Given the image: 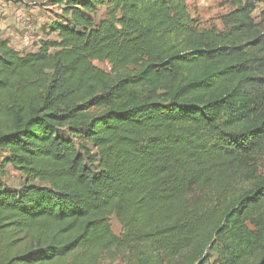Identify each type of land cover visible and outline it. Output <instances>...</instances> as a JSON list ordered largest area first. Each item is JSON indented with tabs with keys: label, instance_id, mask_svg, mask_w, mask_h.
<instances>
[{
	"label": "trees",
	"instance_id": "1",
	"mask_svg": "<svg viewBox=\"0 0 264 264\" xmlns=\"http://www.w3.org/2000/svg\"><path fill=\"white\" fill-rule=\"evenodd\" d=\"M48 1L37 51L0 25V264H264V9Z\"/></svg>",
	"mask_w": 264,
	"mask_h": 264
},
{
	"label": "rangeland",
	"instance_id": "2",
	"mask_svg": "<svg viewBox=\"0 0 264 264\" xmlns=\"http://www.w3.org/2000/svg\"><path fill=\"white\" fill-rule=\"evenodd\" d=\"M188 8L195 17L201 28L222 29L220 16L232 9L225 0H186ZM257 8L254 17L257 22L261 21V12L264 9V0H254ZM61 10L50 4L48 0H0V25L3 36L10 40L11 46L21 53L35 52L40 47L42 40L55 39V34H50L49 25L60 21ZM106 8L98 10V17L106 16ZM106 70L110 69L107 62H96ZM1 161V153H0ZM8 187L19 188L26 180L22 173L8 166L6 174L1 180ZM113 232L118 237H123L124 226L115 215L110 219ZM216 257L215 253H211ZM100 264H126V255L116 253L109 257H103Z\"/></svg>",
	"mask_w": 264,
	"mask_h": 264
}]
</instances>
